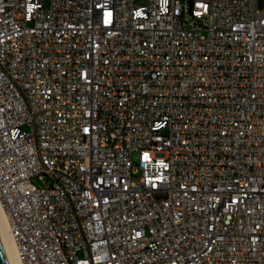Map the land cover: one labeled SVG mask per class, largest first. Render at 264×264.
<instances>
[{"label":"built area","instance_id":"1","mask_svg":"<svg viewBox=\"0 0 264 264\" xmlns=\"http://www.w3.org/2000/svg\"><path fill=\"white\" fill-rule=\"evenodd\" d=\"M0 200L22 264H264V0H0Z\"/></svg>","mask_w":264,"mask_h":264},{"label":"bare ground","instance_id":"2","mask_svg":"<svg viewBox=\"0 0 264 264\" xmlns=\"http://www.w3.org/2000/svg\"><path fill=\"white\" fill-rule=\"evenodd\" d=\"M0 232L3 237L11 264H22L18 255L17 245L10 232L9 220L5 208L0 200Z\"/></svg>","mask_w":264,"mask_h":264},{"label":"water","instance_id":"3","mask_svg":"<svg viewBox=\"0 0 264 264\" xmlns=\"http://www.w3.org/2000/svg\"><path fill=\"white\" fill-rule=\"evenodd\" d=\"M0 264H11L1 232H0Z\"/></svg>","mask_w":264,"mask_h":264},{"label":"rangeland","instance_id":"4","mask_svg":"<svg viewBox=\"0 0 264 264\" xmlns=\"http://www.w3.org/2000/svg\"><path fill=\"white\" fill-rule=\"evenodd\" d=\"M180 1H184V0H180ZM46 5L48 6V1L46 2ZM141 176V171L139 170L135 175H134V177L135 178H139Z\"/></svg>","mask_w":264,"mask_h":264}]
</instances>
